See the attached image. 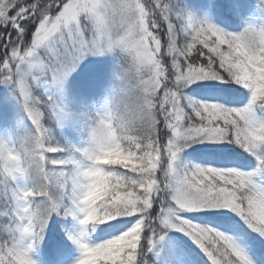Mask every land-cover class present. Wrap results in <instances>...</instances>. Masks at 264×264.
<instances>
[{"label": "snow or ice", "instance_id": "obj_1", "mask_svg": "<svg viewBox=\"0 0 264 264\" xmlns=\"http://www.w3.org/2000/svg\"><path fill=\"white\" fill-rule=\"evenodd\" d=\"M258 6L264 9V0ZM143 7L158 64L155 138L146 151L101 169L87 201L64 197L55 215L79 222L71 239L86 241L95 233L100 240L89 244L88 264H193L191 245L203 253L196 254L198 264H254L246 251L254 243L264 264V183L257 176V169L264 172V120L255 117L256 109L264 108V29L248 24L227 30L242 7L238 0H143ZM77 9L72 0H0V122L12 121L8 101L15 100L32 127L55 125L63 81L49 72L40 78L24 75L22 57L40 53L30 62L32 73L79 66L89 44L87 30L57 33L60 20L74 17ZM240 89L247 90L248 103L239 107L189 95ZM195 144L211 147L213 158L185 161ZM228 145L255 154L256 167L226 166ZM54 167L66 171L68 165ZM0 196L11 214L10 189L0 186ZM101 217L97 230L94 221ZM13 221L30 246L23 252L27 264H34L30 252L43 239L48 219L30 222L16 210ZM7 259L0 258V264Z\"/></svg>", "mask_w": 264, "mask_h": 264}, {"label": "clouds", "instance_id": "obj_2", "mask_svg": "<svg viewBox=\"0 0 264 264\" xmlns=\"http://www.w3.org/2000/svg\"><path fill=\"white\" fill-rule=\"evenodd\" d=\"M78 4L77 14L60 20L57 33L82 28L89 34V44L84 60L108 58L112 61L108 79L100 92L91 98L68 103L60 102L55 128L61 132L71 127L76 141L61 143L53 135V129L37 125H14L7 131L0 130V186H7L13 197L14 210L9 215L12 222L0 231V258H8L7 264H27L23 254L30 246L18 223L13 221L16 210L29 221L49 219V212L64 197L78 202L89 199L93 178L100 170L136 151H146L156 134L157 61L148 44L143 0H72ZM188 12L193 10L187 9ZM55 19V18H53ZM54 39L58 38L54 35ZM40 57L25 53L23 74L40 78L45 72L65 81L76 71L56 65L32 73L30 62ZM83 61V60H82ZM81 61V62H82ZM62 152L61 159L47 154ZM56 163L67 164L66 171L55 169ZM61 218H71L60 215ZM74 233L80 230L79 222ZM103 218L94 223L97 230ZM93 234V233H92ZM74 243L79 249V264H88L90 237Z\"/></svg>", "mask_w": 264, "mask_h": 264}, {"label": "trees", "instance_id": "obj_3", "mask_svg": "<svg viewBox=\"0 0 264 264\" xmlns=\"http://www.w3.org/2000/svg\"><path fill=\"white\" fill-rule=\"evenodd\" d=\"M188 2L194 3L196 0H188ZM238 3L242 5L237 11V13L233 16V20L231 22V28L235 31L239 30V28L244 24V21L248 19L249 11H253L255 17L257 18V25L260 28L264 29V9L260 8L259 0H238ZM195 11V10H193ZM199 12V11H195ZM108 73H103L101 71L95 70L85 73H80L73 77L70 83L67 84V89L69 95L74 97L70 103L78 102L81 99L91 98L96 96L102 86L105 84L108 79ZM195 88V86H193ZM233 88L238 86L232 85ZM35 91L39 93L42 91L40 88H36ZM247 90L240 89L239 92H233L229 94L225 93H207L201 92L199 90H195L190 92L189 95L194 96L197 99L203 98H211L219 101L222 104L231 106L238 105L245 101L247 97ZM73 106L74 103H73ZM13 112V119L8 123H0V130L7 131L13 125L19 129L22 126L32 127L28 120L25 117L22 109H18L17 112ZM256 115L259 118L264 119V108H257ZM54 137L59 140L61 143H64L66 138L68 141H76L77 135L75 131L71 127H67L63 130V132L57 130L55 125L52 126ZM213 149L211 147H206L205 145H193L191 148L186 150V155L184 157L185 161H191L194 163H201L206 159H212L211 153ZM225 152H229L230 155L224 160V164L226 166H236L243 167V170L249 171L253 167H256V158L255 154L250 155L247 152H244L242 149L235 145H228L226 149H223ZM259 151V149L257 150ZM54 158L60 157L63 154H51ZM258 180L261 183H264V172H261L257 169ZM10 206L5 202L4 198L0 196V231H3L7 226H9L12 222V217L9 215ZM196 217V222H200L201 214L196 215L192 214ZM51 218V226L50 232H47V236L43 234V239L40 241H45L44 244H40L39 242L33 247L31 252H38L37 256L40 257L44 264H74L79 258V249L78 246L74 243L73 239L70 236L75 231V224L71 221V218H61L55 214L50 216ZM207 221L210 223L212 227H217V223L214 221L212 217H206ZM49 234V235H48ZM253 236H256V233H252ZM104 238H107V234H102ZM184 238V237H183ZM92 242H100V240L95 239V233H93L90 237ZM185 241L189 245H191V241L184 238ZM192 249H195L194 252L190 251V256L193 260V264H198L199 257H203V253L200 252L195 245H191ZM259 247L258 243H254L251 247H247L246 251L249 258L254 262V264H260V260L258 259L259 255ZM255 249V251H254ZM199 254L197 257L196 254ZM151 255V253L149 254ZM206 260L207 258L204 257Z\"/></svg>", "mask_w": 264, "mask_h": 264}, {"label": "rangeland", "instance_id": "obj_4", "mask_svg": "<svg viewBox=\"0 0 264 264\" xmlns=\"http://www.w3.org/2000/svg\"><path fill=\"white\" fill-rule=\"evenodd\" d=\"M195 14L197 15H202L201 12H195ZM214 18V17H213ZM248 24H251V25H254L255 27H257L258 29H263V28H260L258 25H257V18L255 17V14L253 11H249L248 13V19L246 21H244V24L239 28V30H236V31H240L243 27H245L246 25ZM223 26V25H222ZM227 30L229 31H235L233 28H231V26H229L227 28ZM111 63L112 61L108 58H92V57H89L87 59H85L84 61L81 62V64L77 67L76 71H74L70 77L65 81L64 85H63V88H64V94H63V99L70 103V101H72L74 99V97L71 95H69V91L67 89V84L71 82V80L73 79V77H75L76 75H79L80 73H85V72H90V71H95V70H98L103 72V73H108L109 72V69H110V66H111ZM43 79V78H42ZM0 91H3L2 88H0ZM248 103V94H247V97L245 99L244 102H242L241 104H238V105H231L229 107H239V106H244ZM8 106L11 108L12 111L14 112H17L18 109H22L21 106L15 101V100H9L8 101ZM228 106V105H227ZM255 117L256 119H260V120H264L262 118H259L257 117L256 115V112H255ZM31 125V122L28 121ZM0 123H8V122H0ZM195 145H198V144H195ZM196 215H200L199 213H196ZM51 218L48 219V223H47V226L45 227L44 229V235L47 236V232H50V226H51ZM49 235V234H48ZM177 236H183L182 233H176ZM186 239H188L187 237H184ZM40 244H44L45 241H40L39 242ZM38 252H30V255H31V258L33 259L34 261V264H44V261L40 258V257H35L37 256ZM74 264H76V262H74Z\"/></svg>", "mask_w": 264, "mask_h": 264}]
</instances>
